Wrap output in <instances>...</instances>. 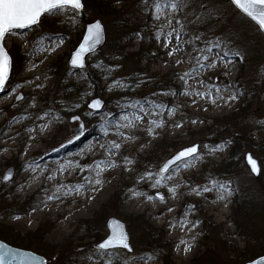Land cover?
Segmentation results:
<instances>
[{
  "label": "rangeland",
  "instance_id": "obj_1",
  "mask_svg": "<svg viewBox=\"0 0 264 264\" xmlns=\"http://www.w3.org/2000/svg\"><path fill=\"white\" fill-rule=\"evenodd\" d=\"M158 2L164 0L151 5L148 24L153 49L144 54L140 69L133 62L139 56L127 55L138 52V36L129 45L120 42L117 52L108 48V39L118 32L113 16L87 13L82 18L73 10L45 14L28 31L13 30L4 37L6 51L10 55L15 46L20 61L14 65L11 57L5 92L0 95V224L19 237L44 224L43 239L31 243L51 247L53 252L45 254L52 264L63 251L75 255L88 247L93 252L92 246L108 233L109 218L126 226L133 247L128 259L142 257L145 251L135 248L143 222L174 242L172 264H191L202 250L203 233L212 225L231 248L242 249L244 242L228 222L233 182H247L259 217L264 218V166L259 162V175L254 177L243 160L249 152L259 161L254 148L246 143L236 147L239 161L229 170L208 173L205 168L227 161L235 145L222 121L228 114L238 113L243 139L258 143L253 133L264 117V37L230 0H191L189 5L178 3L175 10L157 12ZM194 9L203 18L197 33L189 28ZM95 19L105 28V44L86 58L84 69L74 71L67 65L70 53L85 24ZM165 39L170 40L167 48ZM173 49L179 50L169 56ZM245 57L254 59L243 64ZM185 73H189L187 83L180 79ZM174 78L178 89L172 94ZM231 95L236 99L230 100ZM94 99L103 105L93 114L88 104ZM140 105L150 114L140 112ZM132 113L143 119L136 121ZM121 115H129L132 123L120 120ZM105 119L110 123L101 128ZM117 124L125 126L117 128ZM80 125L84 134L76 139ZM211 127L219 140L207 136ZM113 143L120 147H112ZM71 144L74 147L68 149ZM194 144L199 145L196 158L188 159L187 166L173 165L156 186L162 164ZM217 146L222 147L213 151ZM24 158L29 163L23 168ZM8 171L11 176L4 183ZM187 204L193 208L186 216ZM96 236L101 238L97 241ZM89 264H96L95 257ZM139 264L160 262L143 258Z\"/></svg>",
  "mask_w": 264,
  "mask_h": 264
},
{
  "label": "trees",
  "instance_id": "obj_2",
  "mask_svg": "<svg viewBox=\"0 0 264 264\" xmlns=\"http://www.w3.org/2000/svg\"><path fill=\"white\" fill-rule=\"evenodd\" d=\"M155 0H82L83 9L77 14L84 18L83 16L90 13L96 17H111L115 19V25L118 32L111 40L108 39L107 46L111 51H116L120 42H125L129 45L130 41L135 39L136 36L139 37V49L137 53H129L128 57L139 56L137 61L134 62V67L140 69L139 64L144 54H148L153 48L151 44V37L149 33L148 24L150 22L151 16V5L154 4ZM179 4L187 3L189 5V0H179ZM131 12H128V11ZM191 21L189 24L190 31L196 32L199 30L200 26H203L201 11L199 9H194L191 12ZM199 17V19H197ZM201 17V20H200ZM247 19V18H245ZM249 21V19H247ZM250 22V21H249ZM251 23V22H250ZM50 24V23H49ZM202 24V25H201ZM12 57V63L20 61V56L18 55L17 49L13 46L10 52ZM254 58L250 59L245 57V62H251ZM169 75H165L164 78H168ZM173 90L172 94L175 93L177 85H175V78L173 80ZM159 106V105H158ZM160 107V106H159ZM238 113L228 114L226 117L222 118L223 124L228 128V134L233 138L231 140L235 143L234 147L228 155V160L223 161V163H218L214 165H207L208 173L214 172L221 169H231L237 161H239V152L235 154L236 147H240L241 144L254 148L259 156V162L264 166V117L255 124V133L257 134L258 143L253 144L250 137L244 138L242 132H239L241 124L239 122ZM215 124L219 123V120L214 121ZM215 126V125H214ZM206 128L205 130L209 134L207 135L210 140H219V133L214 132V128ZM214 129V130H213ZM233 129V130H232ZM227 128L225 129V131ZM212 131V132H211ZM217 131V130H215ZM250 133V132H249ZM245 140V141H244ZM161 143V142H160ZM159 143V144H160ZM243 184L233 182V207L231 213L228 217V222H231L236 229V234L244 242V247L242 249L231 248L222 238L221 233H218V228L212 225L207 233H203L202 236V250L194 256L191 264H245L261 255H264V218L259 217L257 203L254 202V194L249 195V186L247 182L242 181ZM262 209V207H261ZM45 226L41 224L33 232L26 233L24 236L19 237L17 232H14L9 226H4L0 224V240L13 245L14 247L33 250L36 253L46 257V252H53L51 247L43 246L42 248L37 247L31 241H41L44 237ZM150 226L146 222H143L140 227V236L138 242L135 241V248H139V252L144 251L142 257H135V264L143 258H152L160 264H172L169 261V257L174 249V242L166 239L163 233H159L158 230L152 232ZM15 233V234H14ZM41 234V235H40ZM26 238H29L26 240ZM98 241L101 236H96ZM27 241L28 243H26ZM144 247L142 249V245ZM91 247V246H90ZM94 246H92L93 248ZM94 250V249H93ZM92 250L85 247L79 249L75 255H68L67 252H61L62 255L58 254L55 256L53 264H89V257L92 256ZM47 264H52L51 260L47 258ZM129 264H133V257L128 259Z\"/></svg>",
  "mask_w": 264,
  "mask_h": 264
},
{
  "label": "snow or ice",
  "instance_id": "obj_3",
  "mask_svg": "<svg viewBox=\"0 0 264 264\" xmlns=\"http://www.w3.org/2000/svg\"><path fill=\"white\" fill-rule=\"evenodd\" d=\"M191 3V0H189ZM231 3L235 5L236 8L240 9L247 17H249L256 25H258L259 30L264 31V0H231ZM187 6V5H186ZM83 7L82 0H0V41L4 39L6 34L11 33L14 29H27L31 28L33 25L38 24L41 17L45 14L47 15H56L59 12H67L68 10H73L74 12H78ZM157 12L161 11L164 8H171L173 10L179 7V4L176 0H164L163 3L158 2L156 5ZM201 7H206V5H201ZM158 19V17H157ZM199 19V17H197ZM177 24H180V20H176ZM175 31V30H174ZM102 34L101 25L97 22L95 25H90L88 27V35L86 37L87 44L82 45L80 52L85 51V47L87 50L91 52L95 45H97L100 41V36ZM172 36V32L168 33V37ZM156 39L159 40L160 36L157 35ZM176 39H180V33H176ZM199 39V36L196 37ZM170 40L165 39L164 46L165 48L168 47ZM219 45H214V47H218ZM50 50H54L50 49ZM179 49H173L168 53L169 56L173 54V52L178 51ZM211 51V49H208ZM78 52L76 55L73 56L71 60V64L73 67H83V63L81 61V55ZM227 55V53H225ZM208 57H204V60H207ZM9 59L7 54L5 53L3 47H0V91H3L5 86V81L7 79V71L9 69ZM179 63V61H178ZM215 62H213L214 66ZM205 65H201L203 67ZM189 73H185L183 76L180 77L182 81L187 83L186 77ZM219 92V89L216 90ZM201 97L204 96V93H197ZM211 95V92L208 93ZM16 99H22L21 96H17ZM230 100H235L236 96L231 95L229 96ZM78 106V105H77ZM89 108L93 109V114L97 112L101 107L102 104L99 100H94L91 104L88 105ZM129 107H135V105H129ZM140 112H144L145 115H149L150 113L144 111V106H139ZM171 114V112L169 113ZM131 115L134 116L136 121H141L143 117L132 113ZM73 119H78V117H74ZM120 120H127L129 124L132 123L129 120V115H121ZM195 123V121H193ZM106 123H110L105 119V122L101 124V128H105ZM117 128L124 127L125 125L117 124ZM179 127V125H177ZM83 126H81V130L79 135L76 136V139H79L81 135H83ZM107 135V132L104 133ZM70 143L72 141H69ZM112 147L119 148V144L113 143ZM222 146H217L216 149L213 151L219 150ZM198 149L197 146H192L189 148L184 149L176 154V156L169 160L164 166L160 169L161 179H157L155 181V185L158 186L161 183V180L165 177L163 176L164 173L169 172L170 166L175 165L177 162L185 164L187 166V158H196L195 154L197 153ZM248 164L251 165L252 173L258 174V168L256 161L248 157ZM99 168V165H97ZM103 169H100L97 172V176L100 175ZM151 176V173L147 174ZM51 178V177H50ZM170 179L171 177H167ZM5 180L9 179L8 176L4 177ZM96 183L99 184L100 181L96 180ZM220 188L224 189L227 192V188L225 185H219ZM169 191H173L169 189ZM204 191H209L208 188H205ZM199 194V193H197ZM224 196L221 195L220 199H223ZM52 199V197H49ZM160 199H163L162 197ZM183 243V242H182ZM188 247H185V251H188ZM11 253L10 249H7L6 246L0 245V264H5V260ZM133 253V249L128 243V237L125 232L122 230L120 225H115L111 227V234L105 239L103 242L98 243L94 246V251L92 256L89 257L91 260L95 257L96 264H128V257ZM15 254H13L14 256ZM23 259L20 260L19 264H32V258L21 254ZM135 257H133V264H135Z\"/></svg>",
  "mask_w": 264,
  "mask_h": 264
},
{
  "label": "water",
  "instance_id": "obj_4",
  "mask_svg": "<svg viewBox=\"0 0 264 264\" xmlns=\"http://www.w3.org/2000/svg\"><path fill=\"white\" fill-rule=\"evenodd\" d=\"M230 1H231V0H230ZM233 6L235 7V5H233ZM82 8H83V7H82ZM235 8H236V7H235ZM236 9H237L241 14H243L244 16H246V14H244L240 9H238V8H236ZM81 10H82V9H81ZM81 10H79V11H81ZM246 17H247V16H246ZM247 18L250 19L249 17H247ZM250 20H251V19H250ZM251 21H252V20H251ZM97 22H99V24L101 25V30H102V34H101V36H100V41H99V43H98L97 45L94 46V48H93V50H92L91 52H89V51L87 50V47H85V51H84V52H80L81 46L87 44L86 37H87V35H88V27H89L90 25H95ZM252 22H253V21H252ZM253 23L255 24V22H253ZM36 25H37V24H36ZM36 25H33L32 27H34V26H36ZM255 25H256V24H255ZM256 26L258 27V25H256ZM32 27H31V28H32ZM29 29H30V28H27V29H14V31H21V32H24V31H28ZM258 29H259V28H258ZM260 31H261V30H260ZM261 33H262V35H263V37H264V31H261ZM3 40H4V39H3ZM3 40L0 41V47H3L5 53L7 54V57H8V59H9V62H10V63H9V69H8V71H7V79H6V81H5V84H6V82H7V80H8V77H9V74H10V68H11V57H10V55L8 54V52L6 51V49H5L4 45H3ZM105 41H106V32H105V28H104L103 24L101 23L100 19H95V20H93V21H90V22L86 23L85 26H84V29H83L82 36H81V38H80V40H79V43L77 44L76 48L70 53V57H69V59H68V61H67V65H68L70 68H72L74 71H78V70L84 69V68L86 67V58H87L88 56L94 54L95 52H97V50H99V49L105 44ZM78 52H80V55H81V61H82V63H83V67H82V68H79V67H73V65L71 64V60H72L73 56L76 55ZM4 92H5L4 89H3V91H0V95L4 94ZM94 100H99V99H94ZM94 100H92L89 104H91ZM99 101H100V100H99ZM100 102H101V104L103 105L102 101H100ZM89 104H88V105H89ZM88 108H89V107H88ZM101 111H102V107H101L97 112H95V113H98V112H101ZM81 126H82V125H80L79 128L75 129V133H80ZM192 146H197V149H198V146H199V145H198V144H194V145H192ZM192 146L185 147V148L179 150L177 153H179L180 151H183V150L186 149V148L192 147ZM177 153H175L172 157H170L169 159H167V160L162 164V166L160 167V169L164 166L165 163H167L169 160L173 159V158L176 156ZM249 156H251V158H252L253 160L256 161L257 168H258V174H257V173H252V171H251V165L248 164V157H249ZM190 158H191V157L187 158V160L190 159ZM243 160H244L246 166L248 167L249 171L251 172V174H252L254 177H257V176L259 175V172H260L259 161H258L254 156H252V154L249 153V152H246V153L244 154ZM177 163H178V162H177ZM177 163H176V164H177ZM172 166H173V165H172ZM172 166H170V168H171ZM160 169H159V171H160ZM5 176H8L9 179H10L11 171H8V172L6 173ZM5 176H4V177H5ZM9 179L5 180V179L3 178V182L6 183ZM158 197H159V199H160L162 196L159 194ZM192 208H193V205H192V204H187V205L185 206L184 210H183V214L186 215V216H187V215H190ZM115 225H120V226L122 227V230L125 232V234H126L127 237H128V243H129L130 246L132 247L131 242H130V236H129V233H128L127 229H126L125 224H124L123 222H121V221L115 219V218H109V219H108V221H107V223H106V228H107V230H108V233H107L106 237H105L103 240L97 242L95 245H97L98 243L103 242L105 239H107L108 236L111 234V227H112V226H115ZM0 245H4V246H6L7 249H10V250H11V253H10L9 256L7 257V259L5 260V264H19L20 260L23 259V256H22L21 254H24L25 256L31 257V258H32V264H47L46 259H45L42 255L37 254V253H35V252L31 251V250L22 249V248H17V247L11 246V245H9V244H7L6 242L1 241V240H0ZM132 249H133V247H132ZM13 254H15V255L13 256ZM245 264H264V255H261V256L255 258V259H253V260H251V261H249V262H247V263H245Z\"/></svg>",
  "mask_w": 264,
  "mask_h": 264
},
{
  "label": "bare ground",
  "instance_id": "obj_5",
  "mask_svg": "<svg viewBox=\"0 0 264 264\" xmlns=\"http://www.w3.org/2000/svg\"><path fill=\"white\" fill-rule=\"evenodd\" d=\"M73 143H74V142H73ZM72 147H74V146L71 144V145L68 147V149H69V148H72ZM25 158H26V157H25ZM25 158H24L23 160H21V162H20V164H21L20 166L23 167V168H24L25 166H27L28 163H29V162H26V161H25Z\"/></svg>",
  "mask_w": 264,
  "mask_h": 264
}]
</instances>
